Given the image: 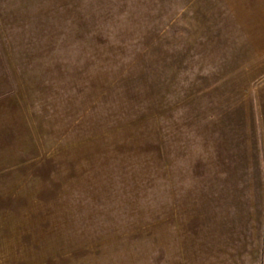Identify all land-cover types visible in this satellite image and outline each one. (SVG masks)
<instances>
[{
	"label": "rangeland",
	"instance_id": "obj_1",
	"mask_svg": "<svg viewBox=\"0 0 264 264\" xmlns=\"http://www.w3.org/2000/svg\"><path fill=\"white\" fill-rule=\"evenodd\" d=\"M264 0H0V264H264Z\"/></svg>",
	"mask_w": 264,
	"mask_h": 264
},
{
	"label": "crops",
	"instance_id": "obj_2",
	"mask_svg": "<svg viewBox=\"0 0 264 264\" xmlns=\"http://www.w3.org/2000/svg\"><path fill=\"white\" fill-rule=\"evenodd\" d=\"M259 21H264V18L262 17V18H259Z\"/></svg>",
	"mask_w": 264,
	"mask_h": 264
}]
</instances>
